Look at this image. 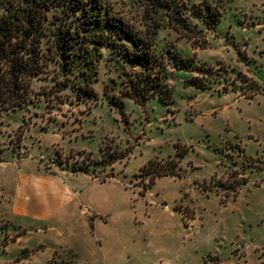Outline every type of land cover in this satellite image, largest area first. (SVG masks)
<instances>
[{"label": "rangeland", "instance_id": "1", "mask_svg": "<svg viewBox=\"0 0 264 264\" xmlns=\"http://www.w3.org/2000/svg\"><path fill=\"white\" fill-rule=\"evenodd\" d=\"M134 1L104 0L141 28ZM221 5L211 29L190 19L204 48L158 31L168 105L122 96L103 48L96 96L48 93L52 62L45 94L0 114V264H264V0Z\"/></svg>", "mask_w": 264, "mask_h": 264}, {"label": "trees", "instance_id": "2", "mask_svg": "<svg viewBox=\"0 0 264 264\" xmlns=\"http://www.w3.org/2000/svg\"><path fill=\"white\" fill-rule=\"evenodd\" d=\"M222 2L212 5L207 0L193 4L191 0H135L141 13L138 23L142 27L138 28L104 0H0V114L21 110L45 94V88L36 90L34 84L48 77L52 62L62 76L52 77L48 93L70 87L96 96L93 84L98 80L103 48L110 49L112 58L123 64L119 73L122 96L142 107L154 97L168 105L170 91L153 52L158 31L170 29L194 49L204 48V31L196 29L190 19L213 28L220 20ZM135 66L141 69L135 70ZM192 71L201 76L210 72L202 66ZM185 84L208 87L198 76ZM166 174L160 170L158 176Z\"/></svg>", "mask_w": 264, "mask_h": 264}, {"label": "crops", "instance_id": "3", "mask_svg": "<svg viewBox=\"0 0 264 264\" xmlns=\"http://www.w3.org/2000/svg\"><path fill=\"white\" fill-rule=\"evenodd\" d=\"M29 186V185H28ZM29 188V187H28ZM68 192L69 194H70V191L68 190V189H66L65 188V186H64V184L63 183H61V192ZM68 195V194H67ZM26 197H28L27 195H26ZM25 210H20L19 212H18V215L17 216H31V217H36V218H45L46 216H47V214L46 213H44V212H38L37 210H32V211H30V212H24ZM13 213L14 212H16L15 211V209H13V211H12ZM15 215H16V213H14ZM54 258V257H53ZM52 258V259H53Z\"/></svg>", "mask_w": 264, "mask_h": 264}]
</instances>
